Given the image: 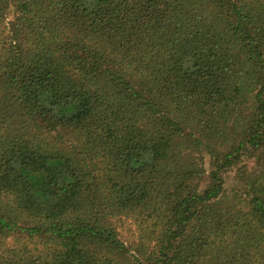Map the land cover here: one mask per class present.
<instances>
[{
	"label": "trees",
	"instance_id": "trees-1",
	"mask_svg": "<svg viewBox=\"0 0 264 264\" xmlns=\"http://www.w3.org/2000/svg\"><path fill=\"white\" fill-rule=\"evenodd\" d=\"M263 150L264 0H0V264H264Z\"/></svg>",
	"mask_w": 264,
	"mask_h": 264
},
{
	"label": "rangeland",
	"instance_id": "rangeland-1",
	"mask_svg": "<svg viewBox=\"0 0 264 264\" xmlns=\"http://www.w3.org/2000/svg\"><path fill=\"white\" fill-rule=\"evenodd\" d=\"M261 156H263V157H261ZM203 158H204V167H205V169H207L208 168V157L204 154ZM244 162L245 163H243L240 166L246 167L247 171H249V172L250 171L253 172L255 170L264 171V150L261 154L258 155V158H255V160H253V161L246 160ZM225 181H226L225 188L227 191L240 188L241 182L239 180V177L237 176L236 168L231 169L225 175ZM120 232H121V235L123 236V239L125 241L132 239L131 231H129V229L127 227L121 228Z\"/></svg>",
	"mask_w": 264,
	"mask_h": 264
}]
</instances>
